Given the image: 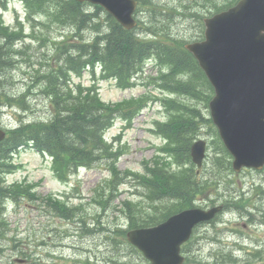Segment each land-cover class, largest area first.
<instances>
[{
	"label": "rangeland",
	"instance_id": "rangeland-1",
	"mask_svg": "<svg viewBox=\"0 0 264 264\" xmlns=\"http://www.w3.org/2000/svg\"><path fill=\"white\" fill-rule=\"evenodd\" d=\"M62 1L43 0L42 7H39L37 3L30 4L26 0H0V14L3 20L13 30L18 31L20 36L24 34V39L17 42L11 53H8L9 58L12 61L17 60V63L0 70L2 79L0 91H5L10 96L18 95L28 85H37L34 81L38 77L52 72L54 68L63 64V59L57 54L58 48L64 43L73 41L76 31L80 29H76L71 22H63L58 17L57 5ZM208 1L153 0L150 5H143L137 17L143 21V25L159 28L160 33L179 40L193 41L201 38L204 31L202 21L194 13H203L204 10L200 7ZM220 1L223 4V0ZM89 8L91 11L96 10L95 5L89 4ZM153 9L161 11L157 14V18L153 17ZM211 9H216L213 1H211ZM31 12H36L38 20H27L26 14L28 17ZM181 12L186 14L183 15ZM156 19L161 20V24L156 23L154 21ZM99 20L103 22V28H109L110 22L104 14L99 16ZM95 34L92 28L84 30L85 39H91ZM153 58L157 56L150 54L146 58L148 62L145 72L140 74L136 84L129 88L119 86L114 79L101 76L100 67H96L94 71L87 70L83 74L71 72L74 77L72 86L80 81L87 86L96 80L101 96L107 102L131 100L142 95L143 100L148 101V106L134 117L132 125L118 118L106 132L108 144L114 148V151L122 152V155L115 160L117 174L115 169L113 170L114 160L102 159L96 161L93 166L73 168L75 171L72 169L73 174L65 181L64 177L54 171L52 157L37 151L32 146L20 149L15 157L13 156L10 173L7 174L8 183L28 179L36 185L34 188L36 196L22 192L21 196L17 193L13 194L18 200L10 196L8 200L0 202V213L3 212L8 223L7 233L0 238V264L148 263L141 252L133 248L126 235V242L117 245L109 228L120 224L129 229V208L123 205L127 199L136 203L135 211L138 214L142 212L147 218L160 216V212L169 200L167 198L152 200L149 197L151 189L141 179L135 175L129 176L126 172L143 175L149 173V167L156 166H166L171 172L178 171L180 167L196 171L197 166L193 161L186 164L189 159L185 157L168 156V141L163 133L158 132L157 125L178 114L179 103H185L189 107L197 105L200 109L206 110L204 102L178 93H165L176 98L177 105L168 106L167 103L161 102L164 93L156 87L157 83L151 78L157 75L155 60L149 61ZM165 66L169 67V65ZM41 90L42 88L38 86L33 87L30 96L31 109L28 111L18 110L9 104L1 108V126L12 128L20 123L22 117L25 120L50 119L53 115L50 99ZM155 97L158 99L154 100ZM208 124L210 125L209 122ZM208 124L203 123L198 134V138L208 141V151L211 155L205 160L200 180L215 178L223 182H219L218 192L214 189L209 191L213 194L212 198L217 197V200L222 201L225 197L233 198L245 193L255 203L257 200H264V194L257 191L261 179H264V173L261 175L254 170H244L240 174H224L223 169L227 168L226 161L221 160L222 163H218L215 159L218 155L223 157L226 154L221 153L217 143H213L216 139L215 130ZM122 172L123 175L118 176V173ZM180 175L182 173H177V176ZM228 179L235 181L228 184L226 183ZM211 181L212 179H209V182ZM222 195L223 197L219 199ZM54 196L61 198L58 200L64 201L67 207L73 209V217H66L62 214L64 213L62 210L57 209L53 203L55 199H50ZM206 202L202 200L203 204ZM228 217L236 221L238 216ZM221 224L225 225V223ZM222 228L224 233L220 231L219 233L228 241L237 237L230 233V229ZM211 232V235L216 233L215 229ZM250 233L254 234V231L251 230ZM199 256L205 260H214L217 256H222L221 249L213 251L205 248ZM236 257L241 260V264H247L244 261L250 256L242 252ZM188 264L197 263L191 260Z\"/></svg>",
	"mask_w": 264,
	"mask_h": 264
},
{
	"label": "trees",
	"instance_id": "trees-1",
	"mask_svg": "<svg viewBox=\"0 0 264 264\" xmlns=\"http://www.w3.org/2000/svg\"><path fill=\"white\" fill-rule=\"evenodd\" d=\"M26 1L30 4L37 3L39 7H42L43 0ZM140 1L143 5H150L153 0ZM234 1L237 0H223V3L227 6L232 5ZM219 4L216 2L215 6L218 7ZM57 7L58 17L63 22H71L76 29L80 30L76 31L73 41L64 43L58 48L57 54L63 59V64L54 68L52 72L38 77L34 81L37 85H28L22 93L12 96L3 94L5 104L15 105L22 111H28L31 109L30 96L33 93V87L38 86L50 99L53 115L48 120L26 121L22 117L19 125L10 128L7 137L0 143L1 202L10 196L18 200L13 195L16 193L20 196L22 192L35 195L30 185L26 186L23 183L6 185L4 182V174L9 172L13 153L24 145H32L40 151L49 152L53 156L57 175L65 179L74 170L73 168L93 166L96 161L102 159L114 160L113 170L115 169L116 173L115 160L122 152L114 151V148L108 144L105 132L119 116L131 121L145 106L146 101L141 97L108 103L102 100L96 83L87 87L82 83L70 86L73 79L71 72L81 74L87 67L94 69L95 65H100L104 77L115 78L119 86L127 87L135 84L133 79L144 72L146 58L154 54L161 65H169L168 68L165 66L166 71H161L158 77L152 78L163 91L168 90L190 96L205 104H208L212 95V87L195 57L185 48L184 39L179 40L160 33L157 27H145V31L150 32V37L138 33L140 27L132 30L125 29L98 5L95 6V11H91L86 2L63 0ZM153 12V17L157 18V14L161 11L153 9ZM35 14L36 12H31L30 16ZM103 14L110 22L109 28H103V22L99 20V16ZM154 21L158 24L162 22ZM88 28L96 32L91 39H85L84 36V30ZM18 36H20L18 31L10 30L0 19L1 70L12 63L14 65L17 63V60L12 61L9 58L8 53H11ZM0 86H2L1 77ZM164 102L168 106L177 105L174 99H164ZM178 107V114L173 115L166 123L159 124L158 128L168 140V156L179 155L189 159L193 141L199 134L202 124H208V122L197 105L189 107L185 103H179ZM209 127L213 128L212 125ZM220 149L221 152L226 153L223 145ZM217 159L220 163H222L221 160L227 161L228 168H231L228 154ZM149 168L148 174L141 175L130 171L126 173L129 176L135 175L151 189L149 197L152 200L167 198L169 203L164 205L160 216L147 218L142 212L138 214L135 211L136 203L129 199L125 200L123 205L129 208L128 214H130L129 228L157 224L175 212L195 206L197 198L207 193L217 183L216 181L201 183L193 170L183 167L176 172L175 170L171 172L166 166ZM177 173L182 175L177 176ZM119 175L122 176L123 172L118 173ZM53 203L57 209L64 212L62 213L64 216L73 217V209L67 207L65 203H61L58 199H55ZM7 224L3 212L0 213V238L7 233ZM109 230L117 245L126 242L127 228L117 224Z\"/></svg>",
	"mask_w": 264,
	"mask_h": 264
},
{
	"label": "water",
	"instance_id": "water-1",
	"mask_svg": "<svg viewBox=\"0 0 264 264\" xmlns=\"http://www.w3.org/2000/svg\"><path fill=\"white\" fill-rule=\"evenodd\" d=\"M84 1V0H80ZM102 4L126 28L137 24L136 0H90ZM206 38L186 45L216 88L210 103L212 116L234 166L264 165V0H240L230 9L206 19ZM1 104V97H0ZM5 132L0 128V141ZM206 142L198 140L192 156L199 166ZM185 209L150 227L131 229L128 239L150 259L149 264H183L181 244L195 224L209 220L221 210Z\"/></svg>",
	"mask_w": 264,
	"mask_h": 264
},
{
	"label": "flooded vegetation",
	"instance_id": "flooded-vegetation-1",
	"mask_svg": "<svg viewBox=\"0 0 264 264\" xmlns=\"http://www.w3.org/2000/svg\"><path fill=\"white\" fill-rule=\"evenodd\" d=\"M250 205L251 206L247 209V211L253 213V215L243 216L242 218L246 219L247 222L254 228V237L237 236L232 241H225L219 233L211 235V230L215 229L216 232L219 227L210 223L198 227L195 238H192L189 242H187V245L191 246V250L193 249L194 253H201L205 250V248H209L214 251L229 247L235 254H241L242 252H257L264 254V200H257L255 204ZM231 234L234 235L233 233Z\"/></svg>",
	"mask_w": 264,
	"mask_h": 264
}]
</instances>
